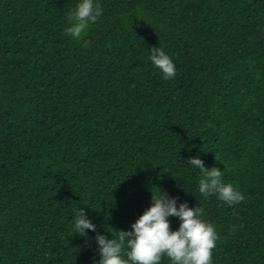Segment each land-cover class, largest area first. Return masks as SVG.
I'll list each match as a JSON object with an SVG mask.
<instances>
[{"label": "trees", "instance_id": "16d2710c", "mask_svg": "<svg viewBox=\"0 0 264 264\" xmlns=\"http://www.w3.org/2000/svg\"><path fill=\"white\" fill-rule=\"evenodd\" d=\"M77 2L0 0V264H93L96 232L131 230L158 187L202 207L212 264H264V0H97L79 39ZM190 156L244 199L204 197Z\"/></svg>", "mask_w": 264, "mask_h": 264}, {"label": "clouds", "instance_id": "9594fccd", "mask_svg": "<svg viewBox=\"0 0 264 264\" xmlns=\"http://www.w3.org/2000/svg\"><path fill=\"white\" fill-rule=\"evenodd\" d=\"M103 8L97 0H78L66 16L64 32L81 38L91 22L97 21ZM148 60L161 72L164 79H172L177 73L172 58L160 47L150 49ZM187 164L200 170L197 183L204 197L215 195L217 199L231 205L242 201L243 194L230 182L223 181V172L218 167H206L199 156H190ZM151 204L132 223L131 230H120L118 237L108 238L96 232L95 240L99 260L93 264H160L162 257L169 264H212V251L216 245L215 226L203 218L202 207H189L179 203L177 196H170L160 187L150 190ZM180 219L179 227H170L169 217ZM73 227L80 236L95 232L96 224L85 209L79 208Z\"/></svg>", "mask_w": 264, "mask_h": 264}]
</instances>
